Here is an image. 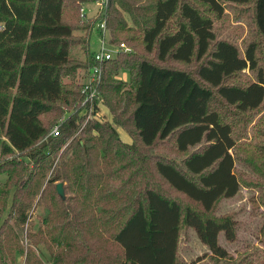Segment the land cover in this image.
<instances>
[{
  "label": "trees",
  "instance_id": "1",
  "mask_svg": "<svg viewBox=\"0 0 264 264\" xmlns=\"http://www.w3.org/2000/svg\"><path fill=\"white\" fill-rule=\"evenodd\" d=\"M92 1L0 0V212L8 210L0 221V264H15L22 249L15 228L26 223L36 196L49 210L45 225L59 222L52 225L58 233L48 228L46 236L42 230L37 235L50 264H196L178 256L183 227L194 230L212 258L225 260L219 234L233 241L237 222L214 210L240 189L238 161L262 181L264 212V151L252 146L257 136L249 148L237 143L259 132L251 122L264 126V65L258 58L264 0H109V41L161 62H198L187 71L121 52L103 64L95 101L131 143L111 123L89 118L82 124L79 114L94 27L81 20L79 9ZM229 2L252 6L260 38L243 52L229 39H216L213 29ZM76 45L88 55L83 62L71 56ZM244 69L254 71V80L228 82ZM121 70L128 72V84L113 77ZM57 123L59 134L48 135ZM259 233L264 240V220ZM105 237L120 255L103 262L106 251L97 244ZM253 260L264 264L261 253ZM26 262L44 264L31 248Z\"/></svg>",
  "mask_w": 264,
  "mask_h": 264
},
{
  "label": "rangeland",
  "instance_id": "2",
  "mask_svg": "<svg viewBox=\"0 0 264 264\" xmlns=\"http://www.w3.org/2000/svg\"><path fill=\"white\" fill-rule=\"evenodd\" d=\"M197 5L201 8L203 6L199 3ZM251 3L248 4H238L234 2L226 3V9L224 11V14L221 18L217 19L214 18V31L216 34V39L224 38L229 39L233 41L241 52L244 51L246 44L250 42L251 40H258L260 38L255 30H254V23L252 18V11L250 10ZM90 9L93 10L92 5H89ZM214 17V15H213ZM76 36H82L84 35V31L82 30H76L74 32ZM107 39V37H106ZM109 39V38H108ZM90 42H89V48L93 52L99 47V41L100 36L98 35L97 31L92 29L90 33ZM111 42V41H110ZM258 42V41H257ZM113 46H115L116 42L113 43ZM127 47V43L125 44ZM130 52L135 53V55L138 56H148L150 59H152L154 62H156L159 65L163 66H169L173 68H181L185 69L187 71H193L195 70L196 66L198 65L197 61H191L188 64L176 62L174 60H167V61H159L157 60L152 54L148 55L146 52H144L142 49L133 51L131 47ZM258 58L259 63L261 65H264V39H260L258 42ZM71 56L79 61L83 62L87 58L86 54L83 52L81 45H76L72 49ZM83 76L86 72L81 71ZM82 76V77H83ZM116 80H122L128 84L129 76L127 71H119L113 76ZM255 78L254 71H251L249 69H244L241 72H238L233 77H230L228 79L229 83H236L240 85H244ZM83 81V80H82ZM98 112H97V118H100L101 122H109L113 126H115L119 136H123L126 131L124 128L117 126L114 124L111 114L108 111L107 107L101 103L98 102ZM70 110H66L64 115L59 119V123L64 119V117L69 114ZM85 109L82 107L79 109V114L84 115V120L82 124L87 120V114H85ZM90 116V114H88ZM259 115H256L255 120L257 121ZM58 124V123H57ZM254 125L257 129H259V132L255 135H250L251 133H248L247 138L245 135L240 137L237 140L238 146H241L242 148H249V142L251 141V138L253 136H257L256 138L252 139V146L261 147L264 151V126H262L258 122H251L249 125L250 127ZM253 126V127H254ZM78 134V131L77 133ZM75 134V135H76ZM50 136H52L49 132ZM254 140V141H253ZM69 141V140H68ZM68 141L65 143V145L68 143ZM64 147V146H63ZM62 147V149H63ZM61 149V150H62ZM61 150L58 151V153L61 152ZM168 152L169 155L172 157L178 159L181 157V154L174 153V151L169 149H158L157 152ZM240 155V158H242L245 162H248V157H246V154L243 150L238 152ZM11 157H15L14 155ZM5 158L0 153V160H3ZM51 158H55L57 160L58 155L53 154ZM237 169L239 171V174L243 175L241 179V186L239 191L236 195L230 198L222 199L216 206L214 213L216 215H222V214H229L232 215V217L237 222L236 227V237L233 241H227L224 238L223 233L221 232L219 234V242L220 244L226 248L228 251V257H226L225 260H219L216 261L214 258H212L211 252L208 249L206 245L200 242L198 239L196 233L192 228L183 227L180 233V239H179V245H178V256L182 260H186L187 262H191L194 260H197L196 264H258L257 261L253 260L257 256L258 253H261L263 259H264V240L262 235L259 233L260 226L264 220V212H263V206L260 205V198L262 195L261 186L262 181L260 178H254L252 171L248 167V164L244 163L243 161L237 162ZM5 179L4 175H0V181H3ZM70 193H66L65 196L69 195ZM38 196L35 197L31 207L28 210V218L25 224H23L20 228H15L18 232L20 231V243H21V251L16 252L14 254L15 257V264H27L26 262V251L28 248H31L34 250L36 256L38 259L44 263V264H50V251L48 250L46 243L41 241L39 238L40 231H44V236H46L48 232V228H52L50 232L52 234L58 233L60 229L58 227L52 225H56L58 222L57 219H55L54 215L53 218L55 219L51 225L47 226L44 223V218L48 215L49 210L45 208L44 204H39L37 202ZM64 202L67 200L64 197ZM195 205V204H194ZM196 207V205H195ZM8 210H5L3 212H0V221L3 220V218L7 217ZM31 235H39L32 239ZM86 240L89 239V235H86ZM102 237V235H101ZM96 238V237H94ZM37 243V244H36ZM54 245V244H53ZM52 246V245H51ZM98 247H102L106 251V255L103 256L101 259L103 262L108 261L111 259L114 255L119 256L120 255V249L117 245L112 243L110 241L109 237H105L103 242L100 244L98 241L97 244ZM97 246H94L97 247ZM100 260V262H102ZM90 264H93L90 261Z\"/></svg>",
  "mask_w": 264,
  "mask_h": 264
},
{
  "label": "built area",
  "instance_id": "3",
  "mask_svg": "<svg viewBox=\"0 0 264 264\" xmlns=\"http://www.w3.org/2000/svg\"><path fill=\"white\" fill-rule=\"evenodd\" d=\"M109 0H93L92 2L84 3L79 9V16L83 21H94V29L100 36L99 47L93 51L92 60L93 63L88 67L83 77L81 84V107L85 109L87 119L97 118L98 105L95 100L97 99V89L102 78L103 64L121 52H130V48L123 42L119 44H113L109 41V33L107 29V21L105 18L106 9L108 7ZM89 5H92L93 10ZM107 37V39H106ZM90 114V116H88ZM50 134L57 136L59 134V124H55Z\"/></svg>",
  "mask_w": 264,
  "mask_h": 264
},
{
  "label": "crops",
  "instance_id": "4",
  "mask_svg": "<svg viewBox=\"0 0 264 264\" xmlns=\"http://www.w3.org/2000/svg\"><path fill=\"white\" fill-rule=\"evenodd\" d=\"M120 138L126 143H131V138L127 133H125L123 136H120Z\"/></svg>",
  "mask_w": 264,
  "mask_h": 264
},
{
  "label": "water",
  "instance_id": "5",
  "mask_svg": "<svg viewBox=\"0 0 264 264\" xmlns=\"http://www.w3.org/2000/svg\"><path fill=\"white\" fill-rule=\"evenodd\" d=\"M58 187H60V185H58Z\"/></svg>",
  "mask_w": 264,
  "mask_h": 264
}]
</instances>
